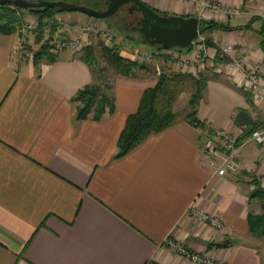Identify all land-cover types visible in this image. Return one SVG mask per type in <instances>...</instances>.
I'll list each match as a JSON object with an SVG mask.
<instances>
[{"label":"crops","instance_id":"obj_1","mask_svg":"<svg viewBox=\"0 0 264 264\" xmlns=\"http://www.w3.org/2000/svg\"><path fill=\"white\" fill-rule=\"evenodd\" d=\"M143 1L160 13L198 15L182 0ZM213 1L242 9L202 19L227 27L205 31L216 62L260 64L264 80V0ZM62 15L78 27H110L82 12ZM97 34L75 29L73 35ZM19 40L18 32L0 33V264H198L171 249L169 237L226 264H264V237L251 221L264 213V145L245 138L237 150L240 169L220 176L204 165L206 131L189 121L186 106L172 125L117 157L128 116L158 82L157 60L135 75L114 76L113 112L78 119L72 98L94 80L90 66L72 49L36 64L33 55H16ZM230 42L236 48L221 59L213 44ZM136 46L121 52L137 58ZM202 72L208 82L200 121L241 136L235 116L243 108L264 124V102L241 85L242 75ZM193 209L217 216L224 228L199 220Z\"/></svg>","mask_w":264,"mask_h":264},{"label":"trees","instance_id":"obj_2","mask_svg":"<svg viewBox=\"0 0 264 264\" xmlns=\"http://www.w3.org/2000/svg\"><path fill=\"white\" fill-rule=\"evenodd\" d=\"M25 10L38 14L40 17L36 39L39 47L33 53V61L36 64H40L43 60L55 61L58 51L55 49L54 40L56 39L55 36L59 23H55L56 19L54 17L56 14L65 11L57 7L21 8L10 3L0 4V33L20 32L25 19ZM106 20L110 19L106 18ZM115 23L121 28L120 21L116 20ZM212 26L227 28L225 24L218 21H200L201 32H205ZM47 27L49 29V35L45 33V28ZM19 36L21 37V35ZM61 37L63 35H57V40ZM140 40L142 41L141 38ZM208 43L211 44L209 38ZM157 48L160 50L164 49L161 46H157ZM175 48L180 52H185L192 49V44L187 48ZM99 52H101V56L106 60L108 66L106 68H111L113 73L110 75L106 72L105 67H100L98 53L92 42L86 45L79 53V56L92 69L94 80L80 88L72 98L77 104L78 119L91 117L94 120H100L107 112H113L116 107L113 91L114 76L116 74L135 75L136 69H149L150 66L147 63L148 61H143L138 57H125L121 52L120 45L111 41L107 43L103 37L100 39ZM220 55L222 56L221 59L225 58L223 57L224 55ZM220 55H218L219 58ZM207 82L208 77L204 72L194 74L188 71H164L159 73L157 84L154 87L145 89L137 111L128 116L125 127L120 135L116 156H123L149 135L172 125L178 119L175 103L184 92L190 93L188 101L190 112L187 117L193 124L198 123L200 120L196 116L197 108L205 95ZM250 92L246 91L247 99L250 102V106L254 108L255 106L252 105V93ZM235 120L243 128V133L239 137L240 143L251 134L253 129L264 127L262 122L257 121L251 116L248 109H238ZM251 221L252 224L254 223V231L264 237V213L260 216L252 217Z\"/></svg>","mask_w":264,"mask_h":264},{"label":"built area","instance_id":"obj_3","mask_svg":"<svg viewBox=\"0 0 264 264\" xmlns=\"http://www.w3.org/2000/svg\"><path fill=\"white\" fill-rule=\"evenodd\" d=\"M188 3L193 4L196 9H198V16L200 20L210 15L224 14L226 16L238 15L242 13V9L239 7H226L220 3H216L213 0H182ZM260 16L264 20V11L261 12ZM35 27V24L32 21H24L20 29V50L22 52L27 51L26 43L28 38V33ZM84 32H103L105 35H113L109 28L103 30L101 28H96L94 25L90 24L83 27H77ZM204 32L199 34V37L193 42L194 47L189 50V54L185 57L183 66L186 67L185 71L198 74L206 68L214 69L217 72H229L235 75L242 77L241 85L246 89H255L256 98L259 101L264 102V80L263 72L260 64H255L250 67H246L238 59H231L225 63L224 66H221L216 62L214 53H211L210 44L208 43V38L203 36ZM98 35V34H97ZM88 43L87 40L79 35L78 37L72 39H63L58 41L55 46L56 49H78L82 45ZM217 52L220 51L222 55H227L233 51L236 47L232 43H219L214 46ZM138 58L143 61H151L152 53L149 50L139 52L136 50ZM196 126L203 127L205 129L203 149L205 153L204 165L212 170L214 173L224 176L228 172L238 171L241 167V163L237 157L238 147L244 140L240 143L238 135L226 130L218 129L213 131L211 129L210 123L207 121H199L194 124ZM249 137L258 144L264 145V127H257L252 130ZM264 181V175L259 177ZM193 208V207H192ZM192 213L195 217L199 218L204 222L209 223L212 227L216 229L224 228V223L215 215L209 214L207 212L200 211L198 209H193ZM166 244L173 249L176 253L186 256L190 260L198 264H226L222 261H217L211 259L198 251H194L184 244L169 237L166 241Z\"/></svg>","mask_w":264,"mask_h":264},{"label":"water","instance_id":"obj_4","mask_svg":"<svg viewBox=\"0 0 264 264\" xmlns=\"http://www.w3.org/2000/svg\"><path fill=\"white\" fill-rule=\"evenodd\" d=\"M10 3L21 8L57 7L65 12H82L91 17L110 20L129 4L142 14L140 32L143 42L164 49L189 47L201 33L198 15L160 13L143 0H106L105 9H96L81 2L69 0H0V4Z\"/></svg>","mask_w":264,"mask_h":264},{"label":"rangeland","instance_id":"obj_5","mask_svg":"<svg viewBox=\"0 0 264 264\" xmlns=\"http://www.w3.org/2000/svg\"><path fill=\"white\" fill-rule=\"evenodd\" d=\"M77 2H81L83 4L89 5L93 8L96 9H105V4L104 1L105 0H74ZM62 13H66V12H61L55 15V23H59L58 26V30H57V34H56V39L54 40V43L56 44L58 41L63 40V39H72L75 37H78L79 35H73L74 34V30L77 29V25L74 21L69 20V18L65 17L62 15ZM24 16L25 19L24 21L28 20V21H32L35 24V27L27 34L28 38H27V51L22 52L20 50V45L18 43V47L16 49V55H18V57L22 58L27 54V55H33L34 51L39 47V44L36 42L37 39V35H38V30H39V24H40V17L38 14L35 13H31L28 10L24 11ZM123 16H125L123 18ZM120 20L121 21V28L117 26V24L115 23L116 20ZM110 23V27L109 30L113 33V35H103V39H105L107 42H115L118 45L125 46L126 48L129 47V43H134L136 46V49L134 48V50L132 51V53H138L136 52V50H138L139 52L145 51L146 48H150V49H156L157 46H151L149 44L144 43L143 41L140 40L139 38V33L137 32V30H134L133 25L136 23L135 19L129 15H125L124 12L121 10L120 12H118V14L116 13L114 15V19L111 20H107ZM130 21H133L132 25L129 27L127 26V29L125 28V25H128ZM120 28V29H119ZM125 28V30H124ZM72 31V32H71ZM20 35V32L17 31ZM45 33L46 35H49V29L48 27L45 28ZM57 35H63V37H61L60 39L57 40ZM83 36V35H82ZM89 36H91V42L94 44L95 49L97 50L98 53V57H99V63H100V67L102 68H106L108 67L106 64V60L101 56V52L100 51V39L102 38L101 35H84L83 37L87 38V40L89 39ZM203 36L210 38L209 35H207L205 32L203 33ZM133 38V39H132ZM90 42V43H91ZM128 43V44H127ZM232 43V42H230ZM235 44V43H232ZM88 45V43L82 45L80 48L78 49H73L74 51H76L77 53H80L84 47ZM213 46H216V44H213ZM146 47V48H145ZM194 47V43H192V48ZM236 47V44H235ZM130 48V47H129ZM56 49V46H55ZM169 50V49H166ZM57 51H60V49H57ZM171 52H159L158 54H153L152 52V58L151 59H155L157 60L158 64L156 65L154 62V69L157 70L158 73L167 71V72H180L181 70L176 68L173 69V65H176V67H180L181 64H183L182 62L184 61L185 57L188 56L189 52H178V50L176 48H171L170 50ZM155 55V56H154ZM223 57H225V60L229 59V57H227V55H224ZM140 59V58H139ZM170 63H169V62ZM150 62V61H148ZM151 63V62H150ZM152 65V64H151ZM223 66V65H221ZM106 72L110 75H112L113 71L112 69H105ZM225 73L226 76H231V74ZM189 97H190V93L186 92V93H182L181 96L179 97V99L176 101L175 103V108L177 109V112L179 114L184 113V111L186 110V106H188V101H189Z\"/></svg>","mask_w":264,"mask_h":264},{"label":"flooded vegetation","instance_id":"obj_6","mask_svg":"<svg viewBox=\"0 0 264 264\" xmlns=\"http://www.w3.org/2000/svg\"><path fill=\"white\" fill-rule=\"evenodd\" d=\"M104 4H105V7H107L106 6V0L104 1ZM130 5L131 4H129V5H127V6H125V7H122L118 12H120L121 10L124 12V14L125 15H129V16H131V17H133L134 19H135V24L133 25V28H134V30H137V32L139 33V37L142 39V41H143V35H142V33L140 32V30H139V27H141V19H142V14H141V12L140 11H138L136 8H132V9H130ZM158 11V10H157ZM118 12H117V14H118ZM159 12V11H158ZM118 20V19H117ZM118 21H120V20H118ZM121 22V21H120ZM132 23H133V21H130L129 22V24L128 25H125V27H126V29H127V26H131L132 25ZM121 24V23H120ZM128 30V29H127Z\"/></svg>","mask_w":264,"mask_h":264}]
</instances>
